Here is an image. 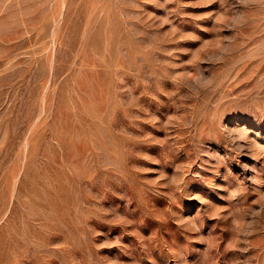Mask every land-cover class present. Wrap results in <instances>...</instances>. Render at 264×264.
<instances>
[{"label":"rangeland","instance_id":"obj_1","mask_svg":"<svg viewBox=\"0 0 264 264\" xmlns=\"http://www.w3.org/2000/svg\"><path fill=\"white\" fill-rule=\"evenodd\" d=\"M0 264H264V0H0Z\"/></svg>","mask_w":264,"mask_h":264}]
</instances>
